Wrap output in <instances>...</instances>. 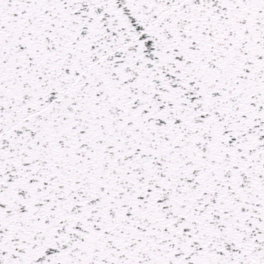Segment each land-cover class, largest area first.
<instances>
[{"label": "snow or ice", "instance_id": "6c2138e0", "mask_svg": "<svg viewBox=\"0 0 264 264\" xmlns=\"http://www.w3.org/2000/svg\"><path fill=\"white\" fill-rule=\"evenodd\" d=\"M0 264H264V0H0Z\"/></svg>", "mask_w": 264, "mask_h": 264}]
</instances>
